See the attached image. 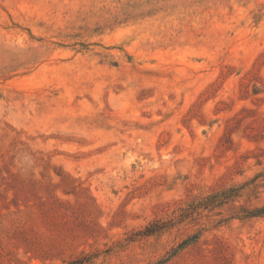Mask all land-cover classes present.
I'll return each instance as SVG.
<instances>
[{
  "label": "rangeland",
  "instance_id": "1",
  "mask_svg": "<svg viewBox=\"0 0 264 264\" xmlns=\"http://www.w3.org/2000/svg\"><path fill=\"white\" fill-rule=\"evenodd\" d=\"M263 205L264 0H0V264H264Z\"/></svg>",
  "mask_w": 264,
  "mask_h": 264
},
{
  "label": "trees",
  "instance_id": "2",
  "mask_svg": "<svg viewBox=\"0 0 264 264\" xmlns=\"http://www.w3.org/2000/svg\"><path fill=\"white\" fill-rule=\"evenodd\" d=\"M257 184H254L251 192H256ZM243 188H221L213 192L212 195L202 197L200 200L201 205L205 207L209 206H223L229 202L233 203L236 199L240 198L243 194L241 191ZM193 206V204L191 205ZM232 216L239 220H248L252 218L264 217V205L260 207H254L252 209L232 207ZM161 227L157 223L150 225L145 229V235H150L158 231Z\"/></svg>",
  "mask_w": 264,
  "mask_h": 264
}]
</instances>
